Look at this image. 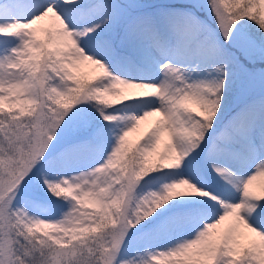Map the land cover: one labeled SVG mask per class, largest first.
Listing matches in <instances>:
<instances>
[{
	"label": "snow or ice",
	"instance_id": "1",
	"mask_svg": "<svg viewBox=\"0 0 264 264\" xmlns=\"http://www.w3.org/2000/svg\"><path fill=\"white\" fill-rule=\"evenodd\" d=\"M0 264H264V0H0Z\"/></svg>",
	"mask_w": 264,
	"mask_h": 264
},
{
	"label": "rangeland",
	"instance_id": "2",
	"mask_svg": "<svg viewBox=\"0 0 264 264\" xmlns=\"http://www.w3.org/2000/svg\"><path fill=\"white\" fill-rule=\"evenodd\" d=\"M130 2H134V3H140V4H144V5H154V4H159V3H163V2H178V0H130ZM201 15H203V13H201ZM254 23V22H251ZM89 68L85 67L83 69V74L85 76H87L89 74ZM195 111V110H193ZM155 119V118H152ZM136 137V134L134 133L132 136H130V140H134Z\"/></svg>",
	"mask_w": 264,
	"mask_h": 264
}]
</instances>
